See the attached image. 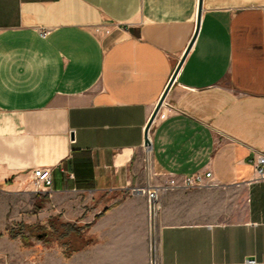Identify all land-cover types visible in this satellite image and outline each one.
Masks as SVG:
<instances>
[{
  "label": "crops",
  "instance_id": "obj_1",
  "mask_svg": "<svg viewBox=\"0 0 264 264\" xmlns=\"http://www.w3.org/2000/svg\"><path fill=\"white\" fill-rule=\"evenodd\" d=\"M260 156L264 0H0L2 209L34 206L32 171L49 168L98 264H150L151 237L157 264H264ZM141 189H158L152 222Z\"/></svg>",
  "mask_w": 264,
  "mask_h": 264
},
{
  "label": "rangeland",
  "instance_id": "obj_2",
  "mask_svg": "<svg viewBox=\"0 0 264 264\" xmlns=\"http://www.w3.org/2000/svg\"><path fill=\"white\" fill-rule=\"evenodd\" d=\"M150 163L147 151L140 177L147 174L151 178ZM143 182L147 186L149 179ZM35 190L32 207L18 200L0 207V264H98L97 248H89L97 245L90 240L93 224L80 219L82 203H74L75 219H62L64 210L52 206L50 194ZM67 225L74 226L73 231Z\"/></svg>",
  "mask_w": 264,
  "mask_h": 264
},
{
  "label": "built area",
  "instance_id": "obj_3",
  "mask_svg": "<svg viewBox=\"0 0 264 264\" xmlns=\"http://www.w3.org/2000/svg\"><path fill=\"white\" fill-rule=\"evenodd\" d=\"M48 34V31H42L41 36H46ZM165 104V102H164ZM163 104V105H164ZM160 113V112H159ZM257 179L258 180H264V156H260L257 158ZM52 172L49 168H42L37 167L32 171V181L35 185V188L40 191L49 192L51 186H52ZM212 179L211 172H207L204 174H194L190 175V177H186L184 179L183 186L185 188H194L199 186H204L208 183V181ZM142 194L146 195L147 198V204H148V216L150 219V222H152L153 214L156 212V201L158 200V189H141ZM150 242V252H151V260L150 264H157L156 257L154 255L156 251L155 242H153V238L151 237ZM253 260L246 261L244 263L240 264H253Z\"/></svg>",
  "mask_w": 264,
  "mask_h": 264
},
{
  "label": "water",
  "instance_id": "obj_4",
  "mask_svg": "<svg viewBox=\"0 0 264 264\" xmlns=\"http://www.w3.org/2000/svg\"><path fill=\"white\" fill-rule=\"evenodd\" d=\"M200 15H201V9H200V7H199L198 17H197V28H196V31H198V28H199V17H200ZM196 31H195V35H194V37L192 38L190 44H188V47H187V49H186V52L184 53L183 57H181V60H180V62H179V64H178L176 70H174L173 76H172V78H171L169 84H167L168 86H167L166 90L164 91L163 95L160 97V98H161L160 101H159L158 104L156 105L155 109L153 110L154 112L152 113V115H151V117H150L148 123L146 124L145 133H144V137H143V138H144V146H145L146 148H147L148 146H151V141L149 140L148 135H149L150 129H151V127H152V123H154L155 119L157 118V116H158V114H159V112H160L159 110L162 109V106H163V104H164V102H165V100H166L165 97H167L168 92H169V90H170L172 84L174 83V80H175V78H176V76H177V74H178V70H180V68H181V66H182V64H183V62H184V60H185L184 57L187 56V54H188V52H189V50H190V48H191V46H192L191 44H193V42H194V40H195V37H196V34H197ZM72 137H73V135H72Z\"/></svg>",
  "mask_w": 264,
  "mask_h": 264
},
{
  "label": "trees",
  "instance_id": "obj_5",
  "mask_svg": "<svg viewBox=\"0 0 264 264\" xmlns=\"http://www.w3.org/2000/svg\"><path fill=\"white\" fill-rule=\"evenodd\" d=\"M67 226H68V229H70L71 231H73V229H74L73 227H74V226H72V225H71V226H70V225H67ZM75 231L78 232V231H80V229H77V230H75Z\"/></svg>",
  "mask_w": 264,
  "mask_h": 264
},
{
  "label": "bare ground",
  "instance_id": "obj_6",
  "mask_svg": "<svg viewBox=\"0 0 264 264\" xmlns=\"http://www.w3.org/2000/svg\"><path fill=\"white\" fill-rule=\"evenodd\" d=\"M148 138H149V135H148ZM149 140L151 141V139H150V138H149ZM148 147H151V146H148ZM148 147H147V148H148Z\"/></svg>",
  "mask_w": 264,
  "mask_h": 264
}]
</instances>
